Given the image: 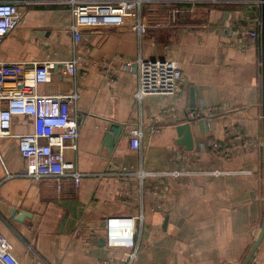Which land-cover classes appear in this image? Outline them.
<instances>
[{"label":"crops","instance_id":"0c3cea01","mask_svg":"<svg viewBox=\"0 0 264 264\" xmlns=\"http://www.w3.org/2000/svg\"><path fill=\"white\" fill-rule=\"evenodd\" d=\"M0 2L23 16L0 62L55 63L37 93L77 94L76 150L64 158L84 175L77 187L25 178L16 140L0 138V235L18 264H117L122 250L106 246L104 221L140 215L132 264H242L264 213L262 0H149L144 35L129 30L127 16L120 27L83 29L77 44L66 0ZM75 56L71 77L61 63ZM139 58L176 61V94L138 104ZM111 124L122 127L113 148ZM134 126L138 150L129 146ZM184 130L188 151L178 145ZM32 131L30 118H12V136ZM248 264H264V235Z\"/></svg>","mask_w":264,"mask_h":264},{"label":"built area","instance_id":"2783aa9c","mask_svg":"<svg viewBox=\"0 0 264 264\" xmlns=\"http://www.w3.org/2000/svg\"><path fill=\"white\" fill-rule=\"evenodd\" d=\"M149 0H66L70 7V31L75 44L79 43L83 29L95 27H120L125 18L131 16L129 30L137 36L146 33L147 27L140 20L142 5ZM22 13L12 3L0 2V45L14 31L22 20ZM254 32L247 34L256 38ZM81 60L75 56L62 62L65 72L74 77L76 65ZM137 88L134 98L139 104L149 96H173L181 82L179 64L170 59L135 60ZM57 65L51 62H0V138H14L20 156L25 162L23 176L39 182L52 180L60 183L69 179L77 187L84 177L76 170L74 163L66 161L64 152L75 151L79 135L78 124L72 115V104L77 94L40 95L37 87L51 81L52 71ZM130 66V65H128ZM208 113V112H207ZM30 118L33 131L29 134L12 136V118ZM192 118L193 114L191 115ZM129 146L140 148L142 131L140 127L129 129ZM235 138H241L235 135ZM213 149H218L213 144ZM142 217H113L104 221L106 246L122 250L117 264H132L138 240L135 225ZM0 264H18L10 244L0 235ZM100 264H115L104 259Z\"/></svg>","mask_w":264,"mask_h":264},{"label":"water","instance_id":"95a60500","mask_svg":"<svg viewBox=\"0 0 264 264\" xmlns=\"http://www.w3.org/2000/svg\"><path fill=\"white\" fill-rule=\"evenodd\" d=\"M262 23H261V69H262V138H263V147H262V173H263V204H264V0H262ZM122 131L121 126H117L115 124H111L108 129V134H106L105 145L109 148H113L114 144L117 141L120 132ZM178 145L181 146L184 150H191L193 147L191 135L188 134L185 130L182 132L180 136V141ZM264 235V213H263V221L260 233L253 244L252 248L248 252L246 258L242 262V264H248L255 250L257 249L262 237ZM101 243H104V240H101Z\"/></svg>","mask_w":264,"mask_h":264}]
</instances>
